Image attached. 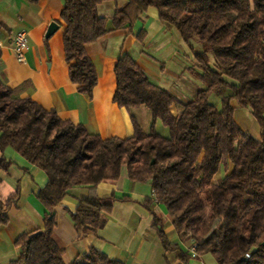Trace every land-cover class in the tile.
<instances>
[{"label":"trees","instance_id":"obj_1","mask_svg":"<svg viewBox=\"0 0 264 264\" xmlns=\"http://www.w3.org/2000/svg\"><path fill=\"white\" fill-rule=\"evenodd\" d=\"M105 1L112 0H63L61 12L70 78L90 96L98 78L85 46L108 32V18L98 12ZM150 7L193 52V73L204 87L180 104L131 55L121 56L114 67L113 99L128 109L146 106L153 120L148 132L132 116L131 137L102 138L29 97H18L0 78V171L9 169L3 153L12 147L48 178L38 194L44 229L17 238L20 254L10 264H65L52 238L56 206L71 188L94 191L102 181L117 180L124 167L131 181L151 184L145 204L156 201L166 208L180 238L193 242L196 256L210 253L218 264H264V0H129L110 18L113 28L131 26ZM195 37L202 50H195ZM217 93L223 94L220 108L210 101ZM232 101L250 110L259 138L238 124ZM179 104L175 114L173 106ZM156 121L169 136L155 129ZM223 163L229 169L215 181ZM15 200L0 202V226ZM111 210V199L92 192L71 218L78 230H95ZM154 226L164 248L174 249L157 215ZM71 264L121 263L91 247Z\"/></svg>","mask_w":264,"mask_h":264},{"label":"crops","instance_id":"obj_2","mask_svg":"<svg viewBox=\"0 0 264 264\" xmlns=\"http://www.w3.org/2000/svg\"><path fill=\"white\" fill-rule=\"evenodd\" d=\"M128 2L105 1L98 7L99 14L108 18V32L85 46L98 78L90 96L80 92L69 75L63 44V0H0V78L18 97H29L43 108L55 110L62 120L81 124L102 138L131 137L132 116L148 132L153 120L146 106L128 109L113 99L117 88L114 67L121 56L131 55L150 79L174 94L180 104L193 100L202 86L195 81L197 63L193 52L175 28L159 19L155 8H148L131 26L113 28L110 18ZM52 22L58 28L47 37ZM20 30L28 39L22 62L17 60L8 39L9 33ZM139 32L143 33L142 39L138 38ZM217 100L215 106L220 108L221 100ZM180 104L173 106L175 114ZM232 105L235 109L234 101ZM3 154L11 165L0 171V202L7 205L16 196L8 209L7 223L0 226V264H10L20 254L17 238L44 229L45 207L38 194L48 178L44 170L30 164L12 147ZM92 192L111 199L112 210L104 214L106 222L102 227L80 231L71 213ZM151 197V184L131 181L125 167L117 180L102 181L94 191L89 186L71 188L55 208L52 232L64 263H73L94 247L121 264H218L210 253L196 256L193 242L180 238L166 208L156 201L145 204ZM155 215L161 218L163 231L174 249L164 248L154 226Z\"/></svg>","mask_w":264,"mask_h":264},{"label":"rangeland","instance_id":"obj_3","mask_svg":"<svg viewBox=\"0 0 264 264\" xmlns=\"http://www.w3.org/2000/svg\"><path fill=\"white\" fill-rule=\"evenodd\" d=\"M192 43H193V46L195 47V50H197V51L202 50V45L199 42L197 37H195L192 40ZM210 59H211L212 66L216 67V64H215L212 56H210ZM195 81H196V83L201 85L202 88L204 87V84L199 79L195 78ZM222 95H223L222 93L213 94L210 98V101L213 104H215L216 102L219 101L217 99L221 100ZM234 105H235V118H236L238 124L246 132L250 133L255 138H259L260 137V128H259L255 118L252 116L250 110L247 108L240 107L235 101H234ZM155 129L157 131L163 132L164 136H169L168 128L165 127L160 121H159V123H155ZM228 169H229V166L227 167L223 163L219 172L217 173V175L215 177V181H218L221 177H223L227 173Z\"/></svg>","mask_w":264,"mask_h":264},{"label":"built area","instance_id":"obj_4","mask_svg":"<svg viewBox=\"0 0 264 264\" xmlns=\"http://www.w3.org/2000/svg\"><path fill=\"white\" fill-rule=\"evenodd\" d=\"M8 39L13 45V49L18 61L22 62L25 60V51L28 48V39L25 31H13L9 33ZM3 46V40L0 38V48ZM195 252V247H193ZM246 257H250V254L247 253Z\"/></svg>","mask_w":264,"mask_h":264},{"label":"water","instance_id":"obj_5","mask_svg":"<svg viewBox=\"0 0 264 264\" xmlns=\"http://www.w3.org/2000/svg\"><path fill=\"white\" fill-rule=\"evenodd\" d=\"M58 28V24L56 22H52L48 28L46 36H50L56 29Z\"/></svg>","mask_w":264,"mask_h":264}]
</instances>
